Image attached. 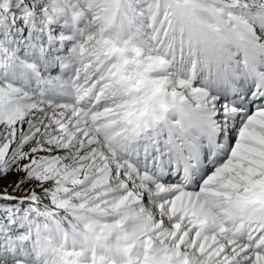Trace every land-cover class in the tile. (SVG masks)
I'll use <instances>...</instances> for the list:
<instances>
[{"label":"snow or ice","instance_id":"snow-or-ice-1","mask_svg":"<svg viewBox=\"0 0 264 264\" xmlns=\"http://www.w3.org/2000/svg\"><path fill=\"white\" fill-rule=\"evenodd\" d=\"M0 264H264V0H0Z\"/></svg>","mask_w":264,"mask_h":264}]
</instances>
